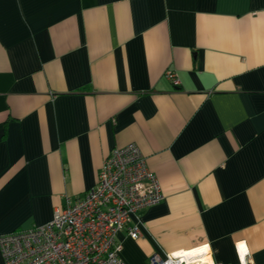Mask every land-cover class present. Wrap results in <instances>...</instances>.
I'll return each mask as SVG.
<instances>
[{
  "label": "crops",
  "instance_id": "crops-1",
  "mask_svg": "<svg viewBox=\"0 0 264 264\" xmlns=\"http://www.w3.org/2000/svg\"><path fill=\"white\" fill-rule=\"evenodd\" d=\"M129 144L164 199L117 234L124 264H264V0H0V236Z\"/></svg>",
  "mask_w": 264,
  "mask_h": 264
},
{
  "label": "built area",
  "instance_id": "built-area-1",
  "mask_svg": "<svg viewBox=\"0 0 264 264\" xmlns=\"http://www.w3.org/2000/svg\"><path fill=\"white\" fill-rule=\"evenodd\" d=\"M166 78L178 84L173 74ZM163 199L159 181L139 149L134 144L114 149L93 188L56 210L47 223L1 235L0 254L5 264H124L118 257L117 234L131 217ZM127 234L134 240L139 236L135 227ZM200 255V251L164 259L154 255L148 264H205Z\"/></svg>",
  "mask_w": 264,
  "mask_h": 264
},
{
  "label": "bare ground",
  "instance_id": "bare-ground-1",
  "mask_svg": "<svg viewBox=\"0 0 264 264\" xmlns=\"http://www.w3.org/2000/svg\"><path fill=\"white\" fill-rule=\"evenodd\" d=\"M199 250H195L193 252H191V254H198Z\"/></svg>",
  "mask_w": 264,
  "mask_h": 264
},
{
  "label": "snow or ice",
  "instance_id": "snow-or-ice-1",
  "mask_svg": "<svg viewBox=\"0 0 264 264\" xmlns=\"http://www.w3.org/2000/svg\"><path fill=\"white\" fill-rule=\"evenodd\" d=\"M243 247V246H242Z\"/></svg>",
  "mask_w": 264,
  "mask_h": 264
}]
</instances>
